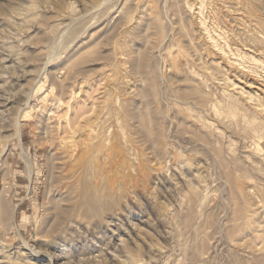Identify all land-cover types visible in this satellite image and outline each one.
I'll use <instances>...</instances> for the list:
<instances>
[{
  "label": "rangeland",
  "instance_id": "obj_1",
  "mask_svg": "<svg viewBox=\"0 0 264 264\" xmlns=\"http://www.w3.org/2000/svg\"><path fill=\"white\" fill-rule=\"evenodd\" d=\"M0 264H264V0H0Z\"/></svg>",
  "mask_w": 264,
  "mask_h": 264
},
{
  "label": "bare ground",
  "instance_id": "obj_2",
  "mask_svg": "<svg viewBox=\"0 0 264 264\" xmlns=\"http://www.w3.org/2000/svg\"><path fill=\"white\" fill-rule=\"evenodd\" d=\"M204 25V24H203ZM204 29L207 31V27H206V25H204ZM218 42H214L213 44H215V46L217 47L218 46V44H217ZM140 65H141V63H140ZM136 66V65H135ZM138 66V65H137ZM235 66V65H234ZM139 68V67H138ZM136 69V68H135ZM136 72V71H135ZM137 73V72H136ZM19 131V130H18ZM19 133V132H18ZM17 135V134H16ZM18 136H19V134H18ZM17 136V137H18ZM56 209H59L58 207L56 208ZM58 214V213H57ZM58 216V215H57ZM56 216V217H57ZM59 217V216H58ZM55 219V218H54ZM57 219H59V218H57ZM56 220V219H55ZM236 220V219H235ZM57 221V220H56ZM61 221V220H60ZM60 221H58V222H60ZM55 222V221H54ZM56 223V222H55ZM54 223H53V220H52V223H51V225H53ZM51 225H49V226H51ZM56 225H57V223H56ZM52 227V226H51ZM55 229H56V226L54 227ZM51 230H53V229H51ZM55 231V230H54ZM51 232V231H50ZM49 234V233H48Z\"/></svg>",
  "mask_w": 264,
  "mask_h": 264
}]
</instances>
